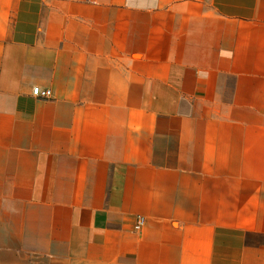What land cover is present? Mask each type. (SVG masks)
I'll return each instance as SVG.
<instances>
[{
	"label": "crops",
	"instance_id": "0c3cea01",
	"mask_svg": "<svg viewBox=\"0 0 264 264\" xmlns=\"http://www.w3.org/2000/svg\"><path fill=\"white\" fill-rule=\"evenodd\" d=\"M0 264H264V0H0Z\"/></svg>",
	"mask_w": 264,
	"mask_h": 264
},
{
	"label": "built area",
	"instance_id": "2783aa9c",
	"mask_svg": "<svg viewBox=\"0 0 264 264\" xmlns=\"http://www.w3.org/2000/svg\"><path fill=\"white\" fill-rule=\"evenodd\" d=\"M32 94L40 98H49L51 96V90L49 88H40L39 86H34L32 88ZM143 223L144 218L139 216L135 228L140 230Z\"/></svg>",
	"mask_w": 264,
	"mask_h": 264
}]
</instances>
